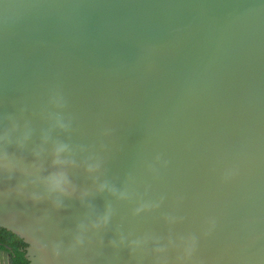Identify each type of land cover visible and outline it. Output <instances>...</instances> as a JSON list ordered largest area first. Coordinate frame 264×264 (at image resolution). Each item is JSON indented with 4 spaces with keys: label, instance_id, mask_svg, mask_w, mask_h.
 <instances>
[{
    "label": "water",
    "instance_id": "95a60500",
    "mask_svg": "<svg viewBox=\"0 0 264 264\" xmlns=\"http://www.w3.org/2000/svg\"><path fill=\"white\" fill-rule=\"evenodd\" d=\"M0 228L29 264H264V0H0Z\"/></svg>",
    "mask_w": 264,
    "mask_h": 264
},
{
    "label": "clouds",
    "instance_id": "9594fccd",
    "mask_svg": "<svg viewBox=\"0 0 264 264\" xmlns=\"http://www.w3.org/2000/svg\"><path fill=\"white\" fill-rule=\"evenodd\" d=\"M58 126L62 129L66 128V125L62 122H58ZM5 140H7V134L5 135ZM66 150H67L66 145H59L55 148L54 159H53L54 167L69 166L68 162L60 160L61 154L64 153ZM2 166L5 169V171L14 170V166L9 162L7 152L4 155ZM88 171L92 172L94 171V169L89 168ZM44 184L50 193H58L61 196L69 194L70 182L64 171H59V172H54V173L49 174V176L45 179ZM104 187L105 186L101 187V191H103ZM72 191H74V189H72ZM57 206L59 205L57 204ZM107 219H108L107 216H105L103 219V223L105 225L107 224Z\"/></svg>",
    "mask_w": 264,
    "mask_h": 264
},
{
    "label": "flooded vegetation",
    "instance_id": "af4514ba",
    "mask_svg": "<svg viewBox=\"0 0 264 264\" xmlns=\"http://www.w3.org/2000/svg\"><path fill=\"white\" fill-rule=\"evenodd\" d=\"M27 250L28 244L23 239L7 238L6 243L0 242V264H16L17 251L23 254L28 262L26 257Z\"/></svg>",
    "mask_w": 264,
    "mask_h": 264
},
{
    "label": "trees",
    "instance_id": "16d2710c",
    "mask_svg": "<svg viewBox=\"0 0 264 264\" xmlns=\"http://www.w3.org/2000/svg\"><path fill=\"white\" fill-rule=\"evenodd\" d=\"M14 237L18 238L19 240H22L17 235L13 234L10 231H7L6 229L0 228V242L6 243L7 238ZM16 264H28L26 259L24 258V255L17 251V257H16Z\"/></svg>",
    "mask_w": 264,
    "mask_h": 264
}]
</instances>
